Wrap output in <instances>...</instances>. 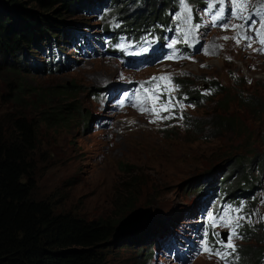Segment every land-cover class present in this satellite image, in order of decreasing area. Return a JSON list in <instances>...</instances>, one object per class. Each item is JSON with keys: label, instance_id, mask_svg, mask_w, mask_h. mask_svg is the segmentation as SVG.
<instances>
[{"label": "rangeland", "instance_id": "374dc122", "mask_svg": "<svg viewBox=\"0 0 264 264\" xmlns=\"http://www.w3.org/2000/svg\"><path fill=\"white\" fill-rule=\"evenodd\" d=\"M106 1H92L87 9L102 7L96 12H83L77 6L61 11L62 22L72 26L62 35L77 37L81 34L78 29L100 33L105 25L116 21L128 24L141 13L135 25L151 24L144 16L154 0L140 4L137 0H117L115 7L110 3L104 6ZM4 2L0 0V8L4 6L6 13L0 12L9 14L10 7ZM222 2L227 15L224 23L250 25V21L233 16L234 8L228 9L230 0ZM246 3L244 14L252 20L264 9V0ZM164 4L165 0H159L156 12ZM185 4L190 12H185ZM171 7H177V0H171ZM178 17L182 18L184 34L192 17L200 19V24L191 25L199 50L183 63L162 54L154 65L133 73L106 56L82 57L81 50L76 53L69 42L63 46L59 34V41L47 39L49 43L38 48L43 54L22 50L19 74L0 75V125L10 129L11 121L24 115L36 126L33 199L47 200L58 212L86 220L124 219L129 193L132 210H151L147 218L114 234L102 264H179L168 253L159 255L154 243L163 235L161 230L170 226L171 232L183 228L199 244L203 218L196 208L199 202L207 205L201 202L204 192L200 191L210 182L213 192L220 190L228 199L240 195L246 202L244 210L250 216L242 221L243 237L232 240L236 251L240 246L264 249V53L254 51L261 47L256 37L252 46L246 47L248 41L237 45L231 39L236 36L231 28L211 27L202 9L191 0H180L177 12L168 20L173 22ZM225 36L230 39L224 40ZM108 42L113 44V35ZM173 42L165 40L163 49H170L168 45ZM93 43L97 45V40ZM58 56L60 61L55 63ZM159 76L169 77L170 82L156 81L155 86L168 89L170 84L174 90L160 88L159 100L149 94L139 95V101L145 107L159 108L172 100L173 118L152 123L151 114L134 107L138 103L120 112L111 105V91L120 84L146 83ZM15 84L16 89L22 87L18 104L13 101ZM177 84H182L181 88ZM218 86L224 88L223 95L216 93ZM69 87H73L70 94L51 97L44 107L34 104L35 95L30 91ZM240 96L261 102V109L259 103L257 107L240 106ZM159 114L167 116L169 112ZM258 162L261 168L256 167ZM227 172L228 183L220 185ZM241 173H246L247 180L239 184ZM217 233L221 239L225 234L217 230L211 236ZM249 236L253 239L242 243ZM235 253L230 264H238ZM186 264L222 263L213 255L195 251Z\"/></svg>", "mask_w": 264, "mask_h": 264}, {"label": "trees", "instance_id": "16d2710c", "mask_svg": "<svg viewBox=\"0 0 264 264\" xmlns=\"http://www.w3.org/2000/svg\"><path fill=\"white\" fill-rule=\"evenodd\" d=\"M92 1L98 0H6L4 3L10 7L9 14H5L4 6L0 8L5 12H0V75L19 74L21 65L18 57L22 50L29 52L36 50L39 54H43L44 52L39 51L38 48L44 43H49L47 39L52 42L59 41L58 35L66 34L68 30L65 28H72L70 24L62 22L61 11H68L77 6L83 12H90L91 10L87 8ZM144 1L137 0V3ZM154 1L144 16L146 19H151V24L135 25L141 13L128 24L122 22L121 28L128 32H139L150 27L154 28L155 24L166 26L171 0H165V4L157 12L159 0ZM191 1L199 8L205 3V0ZM109 3L115 7L117 0H107L104 6ZM26 5L31 6L28 8ZM60 26L63 28L59 31ZM103 29L107 31L108 25ZM67 39L66 35H62L60 43L64 46ZM44 66L46 68V65ZM11 85L13 83L9 84ZM17 85L12 87L13 101L16 104L22 99L20 94L22 87L18 86L19 88L16 89ZM180 86L182 84H177L176 87L181 88ZM223 89L218 86L216 93L223 95ZM72 90L73 87L62 90H41L38 93L34 89L30 91L35 95L34 104L44 107L48 105L51 97L66 96ZM237 102L240 106L247 104L249 107L254 104L257 107L259 103L257 100L254 103L242 96ZM259 105L261 109V102ZM36 144V126L24 115L13 119L10 129H4L0 125V264H102L105 260L103 253L109 249L110 244H113L115 227L119 221L86 220L71 213L58 212L47 200L33 199L32 192L36 182L32 156ZM255 165L257 168L262 166L261 162ZM227 174L228 172L222 178L220 185L228 183ZM246 180V173H241L238 183L242 184ZM131 196L129 193L125 199V205L129 206L124 214H128L134 208L128 203ZM250 238L253 239L252 236L244 237L242 243H248ZM235 255L239 257L238 264H264L263 248L256 250L252 247L240 246ZM150 257L148 255V258Z\"/></svg>", "mask_w": 264, "mask_h": 264}, {"label": "snow or ice", "instance_id": "6c2138e0", "mask_svg": "<svg viewBox=\"0 0 264 264\" xmlns=\"http://www.w3.org/2000/svg\"><path fill=\"white\" fill-rule=\"evenodd\" d=\"M222 2V0H221ZM232 4H233V8H234V12H233V16L236 19H240V20H244V21H249L251 20V16L250 15H245V11L248 8V5L246 3V0H232ZM262 7H264V5H262ZM185 12H190V9H188L187 5L185 4ZM223 18V9H221L220 14L218 15H214L212 17L213 23H215L217 20H220ZM179 19V17H178ZM257 23V21H252V24L248 25V27H245V24H233V25H229L227 23H224L223 25H221V27L224 30H228L229 28H231L233 31L236 32V36L231 37V39H233L235 41V43L237 45H239L241 43V40H246L248 41V43L245 45L246 47H251L252 46V41H253V37L246 35V31H251L255 33V37L258 40V42L260 43L261 47L258 49H254V51H259V52H264V17L261 18V20L259 21V28H255L254 25ZM198 27V25H197ZM224 40H228L230 39L229 37L225 36L223 37ZM175 44V42H173V44H169L168 47H173ZM175 55V53L173 54ZM173 57H169V59H172ZM230 59V57H229ZM152 81H169L170 82V78L166 77V76H159V77H153L151 81H149L148 83H152ZM141 87L143 88V85H141ZM167 91L171 92L174 89L168 88L166 89ZM144 91L146 93L151 92L153 95L155 93H158L160 91V86L159 84H157L155 86V88L153 90H149V89H144ZM158 95L156 96V99H158ZM183 105H181L182 107ZM134 107H138V109L141 111V113H149L152 115L153 119L150 121L152 123H155L157 120H168L173 118L172 117V113H171V109L174 107V104L172 103V100L167 101L164 104H161L159 106V108L152 106V107H145L143 105V103L134 105ZM161 111H167L169 112V115L167 116H161L159 113ZM232 211H236L239 212L240 209H234ZM244 219V217H235V218H229L227 216V213L225 214L224 217H221L222 222L225 225H228L232 228L231 231V235L227 238V242L225 243V241L223 240H217L216 243L222 245L223 249H230V252H222L220 250H213L212 247H210L207 243V241H204V248L203 250L205 252H207L209 255H216L218 256L220 259L225 260L227 258L228 255H231L233 253L236 252V245L232 242L234 237H237L238 234L236 233L235 229L237 227H240L239 224V220ZM210 220H214L213 217H210ZM235 221V222H234ZM217 236L219 235L218 233L216 234ZM236 259H239V257H236Z\"/></svg>", "mask_w": 264, "mask_h": 264}, {"label": "water", "instance_id": "95a60500", "mask_svg": "<svg viewBox=\"0 0 264 264\" xmlns=\"http://www.w3.org/2000/svg\"><path fill=\"white\" fill-rule=\"evenodd\" d=\"M149 208H137L128 213L124 219L120 220L115 227V233H121L125 227L131 226L150 216Z\"/></svg>", "mask_w": 264, "mask_h": 264}]
</instances>
